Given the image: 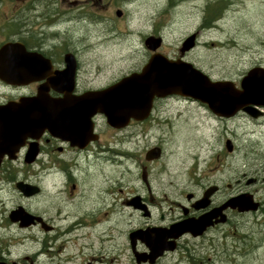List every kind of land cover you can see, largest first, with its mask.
Here are the masks:
<instances>
[{"label": "flooded vegetation", "instance_id": "1", "mask_svg": "<svg viewBox=\"0 0 264 264\" xmlns=\"http://www.w3.org/2000/svg\"><path fill=\"white\" fill-rule=\"evenodd\" d=\"M132 1L0 0V65L6 74L17 75L0 77V264H160L190 234L175 241V251L150 261L148 246L140 238L132 244L130 232L210 215V224L193 238L211 235L208 240H215L235 225V216L264 211V157L242 166L230 180L228 175L213 177L215 164L232 161L239 131L264 126V106L224 117L198 102L214 122L206 147L199 143L197 151V164L203 153L212 161L206 175L212 179L205 176L202 182L195 167L188 185L183 170L166 182L167 137L157 123L165 120L157 104L178 96L154 99L145 118H130L119 127L106 123L100 113L87 120L55 116L50 123L41 117L50 110L78 112L86 92L102 90L127 75L100 86L83 78L91 47L80 31L104 21L101 12L122 19L120 6ZM148 35L160 36L157 31ZM192 50L178 57L184 60ZM248 63L239 76L225 78L237 90L247 71L264 70V43L250 51ZM151 150L159 155L149 158ZM241 194L258 202L255 211L224 207ZM171 205L178 214L170 216ZM130 220L134 224L124 233L123 262L121 224Z\"/></svg>", "mask_w": 264, "mask_h": 264}, {"label": "rangeland", "instance_id": "2", "mask_svg": "<svg viewBox=\"0 0 264 264\" xmlns=\"http://www.w3.org/2000/svg\"><path fill=\"white\" fill-rule=\"evenodd\" d=\"M218 2L222 4L215 6ZM120 8L124 12L122 19L117 20L109 11L101 12L104 21L80 31L87 36L91 47V63L82 77L96 86L138 71L149 57L143 40L151 31L159 32L162 37L159 51L175 58L183 39L197 30V43L184 60L213 80L242 74L248 68L250 51L264 43V0H134ZM207 8L213 17L209 21ZM207 23L210 29L203 30ZM157 107L159 116L165 117L157 123L167 137L166 182L183 170L186 184H191L195 167L198 169L195 176L205 182L212 161L206 160L203 153L197 164V151L199 143L206 147L214 122L198 102L172 97L159 102ZM252 129L255 132L249 128L243 129L246 134L239 131L232 161L215 164L214 178L228 175L230 180L240 173L242 166L258 163L257 158L264 157V126L255 125ZM176 214L178 211L173 206L170 216ZM133 224L132 220L121 224L123 262L127 253L124 233ZM234 224L228 227V232H219L215 240H208L211 235L203 239L182 238L180 248L160 264H192L186 258L188 253L196 258V264H264V211L254 216H235Z\"/></svg>", "mask_w": 264, "mask_h": 264}, {"label": "water", "instance_id": "3", "mask_svg": "<svg viewBox=\"0 0 264 264\" xmlns=\"http://www.w3.org/2000/svg\"><path fill=\"white\" fill-rule=\"evenodd\" d=\"M120 13L119 10L116 11L117 16ZM161 42L160 36H147L144 44L152 54L140 70L122 77L102 90L86 92L81 97L83 105L80 111L72 113L50 110L41 114V117L48 119L50 123L55 116L67 117L73 114L81 115L87 120L94 113H102L108 124L119 127L130 118H145L155 97L164 98L173 94L206 103L213 113L220 116H230L240 108L250 113L251 105L264 106V73H260L259 69L249 70L241 79V90H235L229 81L212 80L190 62L180 58L171 59L156 51ZM194 44L195 34H190L182 41L179 51L183 53ZM0 77L14 79L17 75L6 74L5 67L0 65ZM150 154L149 158L159 155L156 150H151ZM225 206L238 211H254L258 202L249 194H241L231 197ZM209 218L210 215H204L196 220L171 224L168 228H154L153 231L135 230L129 234V239L133 244L136 238H140L148 246L149 253L146 255L152 261L166 250L173 251L175 240L181 235H200L205 226L210 224Z\"/></svg>", "mask_w": 264, "mask_h": 264}, {"label": "trees", "instance_id": "4", "mask_svg": "<svg viewBox=\"0 0 264 264\" xmlns=\"http://www.w3.org/2000/svg\"><path fill=\"white\" fill-rule=\"evenodd\" d=\"M207 20H211L212 19V16L209 14V12H207V16H206ZM191 260L195 262V257L194 256H191Z\"/></svg>", "mask_w": 264, "mask_h": 264}]
</instances>
